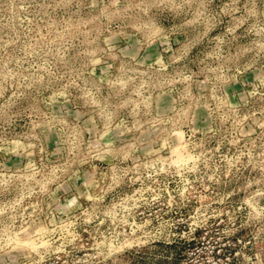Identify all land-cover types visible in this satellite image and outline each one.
Listing matches in <instances>:
<instances>
[{
    "label": "rangeland",
    "instance_id": "rangeland-1",
    "mask_svg": "<svg viewBox=\"0 0 264 264\" xmlns=\"http://www.w3.org/2000/svg\"><path fill=\"white\" fill-rule=\"evenodd\" d=\"M0 264H264V0H0Z\"/></svg>",
    "mask_w": 264,
    "mask_h": 264
},
{
    "label": "bare ground",
    "instance_id": "bare-ground-1",
    "mask_svg": "<svg viewBox=\"0 0 264 264\" xmlns=\"http://www.w3.org/2000/svg\"><path fill=\"white\" fill-rule=\"evenodd\" d=\"M180 159V158H179Z\"/></svg>",
    "mask_w": 264,
    "mask_h": 264
}]
</instances>
